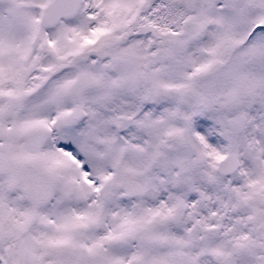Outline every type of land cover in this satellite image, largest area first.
Instances as JSON below:
<instances>
[{"label":"snow or ice","instance_id":"snow-or-ice-1","mask_svg":"<svg viewBox=\"0 0 264 264\" xmlns=\"http://www.w3.org/2000/svg\"><path fill=\"white\" fill-rule=\"evenodd\" d=\"M0 264H264V0H0Z\"/></svg>","mask_w":264,"mask_h":264}]
</instances>
